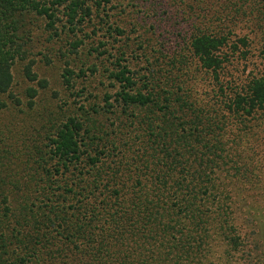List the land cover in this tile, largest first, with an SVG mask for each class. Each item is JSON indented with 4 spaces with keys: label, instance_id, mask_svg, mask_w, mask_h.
<instances>
[{
    "label": "trees",
    "instance_id": "trees-1",
    "mask_svg": "<svg viewBox=\"0 0 264 264\" xmlns=\"http://www.w3.org/2000/svg\"><path fill=\"white\" fill-rule=\"evenodd\" d=\"M63 4L73 30L89 14L83 0H0V264H145L150 241L160 246L149 256L159 264L204 260L210 220L227 222L221 186L242 174L241 163L226 158L223 135L264 114V70L224 76L229 59L247 60L249 39L232 41L221 30L190 36L188 52L214 83V107L191 100L172 70H151L134 89L122 68L112 74L119 111L93 106L73 116L47 97L45 79L37 99L31 86L13 93L19 62L36 79L25 62L31 15L54 21L53 7ZM259 57L264 62V46ZM105 113L110 126L97 116ZM135 119L144 130L133 145L127 120ZM121 142L127 147L114 152ZM232 240L235 250L241 242Z\"/></svg>",
    "mask_w": 264,
    "mask_h": 264
},
{
    "label": "rangeland",
    "instance_id": "rangeland-1",
    "mask_svg": "<svg viewBox=\"0 0 264 264\" xmlns=\"http://www.w3.org/2000/svg\"><path fill=\"white\" fill-rule=\"evenodd\" d=\"M83 1L89 14L77 21L78 26L73 30L66 23L65 4L53 7L54 21L45 15H31L32 47L25 62L30 63L36 79L26 78L23 63L19 62L13 67L14 95L31 86L37 92L34 97L37 99L43 92L39 80L45 79L47 97L51 96L52 102L64 109V114L74 116L86 109L93 110V106L101 111L104 108L119 111L121 103L115 97L120 83L112 74L125 68L135 82L134 89H139L149 80L151 70L165 73L172 70L191 100L214 107V83L187 50L189 38L197 30H221L232 41L243 36L249 39L247 60L231 58L226 63L227 80L238 81L264 70L259 57L264 46V0ZM97 116L108 126L114 121L111 114ZM137 121L127 120L131 125L128 127L131 132H127L135 138L133 145L144 130ZM223 142L226 158L241 163L242 174L221 186L229 197L227 222L220 226L210 220L212 223L206 228V257L203 260L197 256L193 262L264 264V114L242 131L240 127L236 130L230 126ZM126 147L121 142L114 152L122 153ZM233 238L241 242L235 250L231 246ZM150 242L155 248L142 251L146 255L145 264H159L160 257L149 256L151 250L157 252L160 246L156 248L157 242ZM173 261L169 257L163 264Z\"/></svg>",
    "mask_w": 264,
    "mask_h": 264
}]
</instances>
